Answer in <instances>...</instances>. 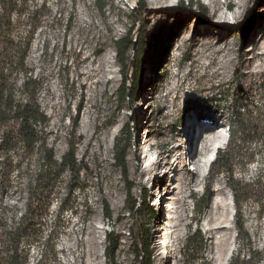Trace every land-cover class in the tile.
Wrapping results in <instances>:
<instances>
[{
  "label": "rangeland",
  "instance_id": "rangeland-1",
  "mask_svg": "<svg viewBox=\"0 0 264 264\" xmlns=\"http://www.w3.org/2000/svg\"><path fill=\"white\" fill-rule=\"evenodd\" d=\"M145 1L143 7L140 0H107L108 6L102 13L96 0H48L49 18L32 40L28 64L38 81L39 104L48 118L45 132L57 159L61 161L74 145L78 160L89 169L82 173L81 182L72 195L68 194L71 179L68 173L56 182L50 207L45 209L40 244L29 241L30 244L22 247L27 248L25 264H96L94 259L99 264H145L144 257L136 256L132 233L134 230L141 237L144 228H151L153 264H205L201 255L207 264H216L219 252L231 238L235 247L231 262L241 256L246 262L253 260V264H264V74L261 78L253 77L252 82L245 77L249 62L264 73V58L254 57L255 50L248 49L258 30L264 29V10L259 13L263 0H248V6L242 8L238 19L232 8H224V16L229 19L227 25L217 24L219 12L214 10V0H168V5L157 7L160 13H188L193 17L194 28L205 30L206 25L212 24L222 35L226 33L225 39L234 40L236 52L232 56L237 61L240 54L242 61L224 78L215 76L214 68L207 66L209 61L204 57L199 64L191 66L188 52L176 50L172 45L177 30L167 29L164 21L147 22L153 8L149 0ZM42 2L31 0L33 6H40ZM173 3L176 6L170 5ZM28 30V25L21 21L18 34L26 35ZM129 31L134 35L129 53L140 51L143 45L144 50L137 96L124 102L118 94L123 78L115 57L114 40ZM102 61L108 68L107 84L97 82L96 70ZM132 66L135 68V63ZM133 68L128 74V86L132 83ZM170 92L172 95L167 100L160 98L162 93ZM238 106H243V117L257 128L258 134L243 153L238 149L231 152L230 144L231 118ZM196 118L217 120L221 123L220 130L228 138L226 145L221 147L229 158L228 165L220 168V173L215 176L211 170L213 162L207 166L206 158L201 155L197 166L188 156L192 136L188 126ZM127 123L132 126V136L126 145L128 180L123 177L115 157V143L120 138L125 140L123 129ZM111 129L117 130L112 143L108 133ZM186 129L188 133H183ZM180 142L187 153L184 162L178 163L176 159L169 164L161 162L159 172L150 175H159L156 180L161 187L155 191L151 181L144 182L150 176L142 175L143 157L148 154L145 165L153 163L157 155H166ZM198 146L197 141L195 147ZM36 158L30 160L34 169L38 164ZM184 175L192 186L180 195ZM231 181L243 187L244 192L239 194L241 198L248 196L242 202L240 214L250 241L240 236L236 227L237 210L229 187ZM25 184L26 176H14L6 189L0 191V251L6 250L4 246L11 228L26 210L28 193ZM130 186H134L131 192L128 191ZM218 188L225 193L220 194ZM145 191L147 206L156 211L152 218L144 215V208L133 215L128 206L133 196L142 199ZM179 196L183 197V202L178 201ZM213 196L221 201L219 211L224 215L228 208L234 211L235 227L222 229L219 233L215 231L216 237L212 238L208 229L215 223L211 209ZM204 202L198 223L197 211ZM62 203L64 211L60 210ZM106 204L112 209V221L104 217ZM169 225L171 233L174 231L171 241L174 250L167 256L163 252L166 250L164 245L160 251L157 245L169 234ZM198 229L205 240L204 249L201 255L196 253V257H187L183 253L187 238ZM106 230H115L120 235L115 262L104 254L108 244ZM211 241L214 247H210ZM250 247L262 254L260 261L251 255ZM41 254L45 256L42 258Z\"/></svg>",
  "mask_w": 264,
  "mask_h": 264
},
{
  "label": "trees",
  "instance_id": "trees-1",
  "mask_svg": "<svg viewBox=\"0 0 264 264\" xmlns=\"http://www.w3.org/2000/svg\"><path fill=\"white\" fill-rule=\"evenodd\" d=\"M47 4L48 0H43L40 6H33L31 0H0V191L6 189V185L10 184L14 176H26L25 185L28 193L26 210L11 228V233L4 246L6 250L0 251V262L4 264H25L28 260V254L25 252L27 248L22 247L30 244L29 241L40 244L43 237L41 227L44 223V215L47 208L50 207L49 202L54 196L56 182L68 173L71 176L68 194L72 195L81 182L82 173L88 172L89 169L83 161L78 160L74 145L59 161L46 136L45 129L48 118L39 104L38 81L33 76V69L28 64V57L36 32L48 21L46 19L49 18L48 11L50 10ZM140 4L145 7L146 1L140 0ZM96 6L104 13L108 2L107 0H96ZM21 21L28 25L29 30L26 35L20 36L17 29ZM133 39V31H129L125 36L114 40L115 57L121 66L123 78V83L118 88V94L124 102L133 100L137 96L140 85L144 45L140 51L130 54L129 50L134 44ZM133 63H135V68L132 66ZM131 68H133V79L131 85L128 86V74ZM242 108L243 106H238L231 118V152L238 149L243 153V149L254 142L258 135L257 128L249 124V120L243 117ZM131 129V124L127 123L123 129L125 140L120 138L115 143L116 162L121 167L122 175L126 180L129 178L126 145L132 136ZM243 145L244 147L241 149ZM36 154L38 155L36 156ZM35 158L38 164L34 169L30 160ZM227 160L229 161V158H226V154L219 148L212 163L211 170L214 176L220 173V168L228 165ZM215 168H218L217 171ZM229 187L234 194L237 210L235 221L239 235L250 241V234L245 228V220L240 214L242 202L248 199V196L241 198L239 194L244 192L243 187L236 186L232 181ZM133 189L134 186H130L128 191L131 192ZM141 198L134 196L131 198L128 206L132 214L135 215L140 212L141 208H144L145 216L154 217L156 211L153 207L147 206L146 191ZM204 205L205 202L197 211L198 223L201 221ZM64 208L62 203L60 210L64 211ZM104 217L109 221L113 220V212L108 204L105 205ZM150 230L151 228H144L139 239L135 231L132 230L134 251L137 257L145 258V264H153L150 252ZM48 237L51 238V235ZM106 238L108 244L104 248V254L115 262L120 245V235L115 230H106ZM204 246L205 240L202 231L198 229L195 234L187 238L186 249L183 253H186L187 257H196V253L202 254ZM250 252L253 257H258L259 261L262 259V254L253 251L251 247ZM41 256L43 258L45 254H41ZM201 259H203V263L207 264L203 255H201ZM249 263L253 264L254 261L246 262L241 256L230 262V264Z\"/></svg>",
  "mask_w": 264,
  "mask_h": 264
},
{
  "label": "bare ground",
  "instance_id": "bare-ground-1",
  "mask_svg": "<svg viewBox=\"0 0 264 264\" xmlns=\"http://www.w3.org/2000/svg\"><path fill=\"white\" fill-rule=\"evenodd\" d=\"M150 5L153 9L149 12V18L147 22L150 24L155 20L164 21L167 29L168 28H174L177 30L176 37L172 41V45L174 49L181 50L185 49L188 52V55L191 57V66H194L195 64H199L201 62V58L208 59L207 66L214 68V74L215 76L224 78L225 76L231 74L235 66H238V63L242 61V55L237 56V61L233 58V54L236 52V46L234 43V40H230L229 38H224L226 33L222 35V32L219 30H216L213 28L212 24L206 25L205 30H199L194 28L193 24V17L185 12L180 13H174L171 11H166L164 13H160L157 11L158 6L162 5H168V0H149ZM249 1L248 0H214V10L218 13V19L217 24L220 25H227L229 23V19H227V16H224V8H228L232 11H235V19H238L242 15V8H246L248 6ZM264 3V0H263ZM178 4V3H177ZM172 7L176 6V3L170 4ZM157 9V10H156ZM264 10V5H261L259 7V13H262ZM219 27V26H218ZM175 30V31H176ZM264 29H259L256 37H254V41L251 44V46L248 49H254L255 50V56L254 57H260L261 59L264 58ZM241 48V47H240ZM242 49V48H241ZM108 60H111L109 58ZM97 68L96 73L98 74V83L100 84H107V79L105 78L106 72L108 70L107 64L102 61V63L99 64ZM246 76L249 80V82L253 81V77L261 78L263 76V72L259 70L253 62L247 63L246 66ZM245 75V74H244ZM99 85V84H98ZM172 93L167 94H161L160 98H162L163 101L167 100ZM203 119V118H202ZM201 118H196L193 123H191L188 127L190 131L192 132V136L190 137V149L188 150V156L192 157L194 165L199 166L201 161V155L202 157L206 158V165L210 167L211 163L215 159L217 155V151L219 148L224 147L227 143L228 138L224 134L222 130H220L219 124L217 120L210 121V120H202ZM207 119V118H206ZM183 133H188L187 129L183 130ZM110 136V143H112L117 136V130L111 129L109 132ZM149 137L147 136L146 141L149 142ZM199 142V146L195 147V144ZM183 142H180L179 145L174 146L170 150H168V153L164 156L163 153L161 155H157L158 158L153 163H149L148 165H145V162L147 161L148 154H145L143 157V164L142 167V175L144 177L150 176L151 174L159 172L158 170L161 168V162L166 161V164H169L172 159H176V162H184V159L186 158L185 150L182 149ZM193 152H195V157H193ZM180 153V155H179ZM164 156V157H162ZM153 160V161H154ZM154 165L155 167H151L150 165ZM152 165V166H153ZM158 169V170H157ZM162 171V170H161ZM167 173V170H165L164 176ZM155 175V174H154ZM163 176V175H162ZM157 177L159 175L157 174ZM150 176L147 178L144 182L145 183H152V187L155 189H158L161 187V184L157 182L156 178ZM161 179V178H160ZM162 180V179H161ZM165 180V178H163ZM183 182L184 186L180 189L179 194L182 195V193L185 191L187 187L192 186V182L187 179V177L183 176ZM218 188V191L225 193L224 190ZM156 191V190H155ZM159 191V190H158ZM230 193V191L228 192ZM157 194V192H156ZM169 192H167L165 199L167 200V195ZM217 194V193H216ZM162 200V199H161ZM183 197L179 196L178 201L183 202ZM159 203V202H158ZM157 203V204H158ZM230 204V203H229ZM222 206V203L219 199L213 196L211 200V209L212 212H214V216L212 219H214V224L209 227L208 229V235L213 237H216V232L219 233L222 229H234L235 222H234V211H228L224 215L223 211H219V208ZM222 208V207H221ZM172 216V209L169 211V217ZM216 231V232H215ZM167 232L169 233L167 236H165L164 242H158V251L161 250V248L166 249L164 252V255L167 254V256L171 255L174 249H171L173 247V244H171L174 231L172 232V227L169 225L167 228ZM222 232V231H221ZM212 244L210 247H214L213 241H211ZM223 249V250H222ZM222 251L219 252V256L216 258L218 263L216 264H230L231 259L234 254V240L231 238L227 241L224 248L222 247ZM100 256V254L98 255ZM96 264H99V261L97 259L93 260Z\"/></svg>",
  "mask_w": 264,
  "mask_h": 264
},
{
  "label": "water",
  "instance_id": "water-1",
  "mask_svg": "<svg viewBox=\"0 0 264 264\" xmlns=\"http://www.w3.org/2000/svg\"><path fill=\"white\" fill-rule=\"evenodd\" d=\"M140 238V236H138V239Z\"/></svg>",
  "mask_w": 264,
  "mask_h": 264
}]
</instances>
